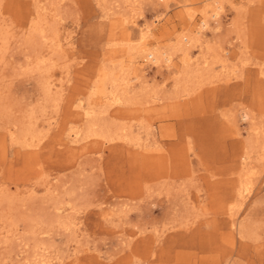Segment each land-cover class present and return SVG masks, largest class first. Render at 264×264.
Masks as SVG:
<instances>
[{
    "label": "rangeland",
    "instance_id": "1",
    "mask_svg": "<svg viewBox=\"0 0 264 264\" xmlns=\"http://www.w3.org/2000/svg\"><path fill=\"white\" fill-rule=\"evenodd\" d=\"M39 3L0 0V264H264V0Z\"/></svg>",
    "mask_w": 264,
    "mask_h": 264
},
{
    "label": "bare ground",
    "instance_id": "2",
    "mask_svg": "<svg viewBox=\"0 0 264 264\" xmlns=\"http://www.w3.org/2000/svg\"><path fill=\"white\" fill-rule=\"evenodd\" d=\"M35 1V8H36V13H34V17H33V19H32V21H33V23H34V26H36L38 23H39V13H41L40 12V9H41V6H40V3H39V1L40 0H34ZM223 2H224V0H222ZM205 5V4H204ZM221 5V4H220ZM208 8H209V6H208ZM216 16V15H215ZM218 16V15H217ZM193 17V14L192 15H190V19H189V22H188V25H189V27L191 28V31L193 32V34L195 35L194 37L191 35L190 36V40L191 41H198L199 42V40L198 39H200V38H198L199 36H201V34L203 33V30L204 29H206L207 27L209 28L210 27V25H209V21H208V18L207 17H203V18H201V21H200V23H199V25H197V24H192L191 23V20L193 19L192 18ZM35 23H36V25H35ZM35 35H33V36H31L30 38H32V37H34ZM180 44H181V42H180ZM183 44V43H182ZM178 45V44H177ZM176 46V45H175ZM179 47H181L182 48V45H180V46H178L177 48H179ZM168 49V50H165V51H160V52H157V53H155L154 55H153V60H154V62H156V63H160L162 60H163V58H166L169 62H170V60H172V58L174 57V55H176V52H177V50L178 51H180L181 50V53H182V50L183 49ZM186 54V53H185ZM184 57V62H186L187 61V57L186 56H183ZM165 59V60H166ZM167 62V61H166ZM191 69V68H190ZM211 70V69H210ZM198 71H200V70H198ZM108 72V71H107ZM116 73V72H115ZM108 74V73H107ZM106 75V74H105ZM192 75V74H191ZM187 77H189V76H187ZM121 78H123V77H115V74H111V80H112V83L115 85V87H116V90H115V92H116V94H119L118 95V97L119 96H121V97H123L122 95H124L125 93H126V95L128 94V89L130 88L131 89V87H129V85L130 84H128V82L126 81V80H124V81H121L120 79ZM190 78V77H189ZM123 79H125V77L123 78ZM108 80V79H107ZM111 80H110V82H111ZM187 82V81H186ZM181 84V83H180ZM47 86V85H46ZM131 86V85H130ZM181 87V86H180ZM49 89V88H48ZM133 89V88H132ZM185 89V88H184ZM121 91H126L124 94H122L123 92H121ZM132 91V90H131ZM184 91V90H183ZM47 92V91H46ZM114 92V91H113ZM133 92V91H132ZM122 95H121V94ZM110 95H111V93H110ZM126 95H124V97L126 96ZM57 96V95H56ZM113 97H114V94H113ZM129 97V98H128ZM127 98L128 99H130V96H128ZM133 97H131V99H132ZM119 99V98H118ZM3 100V99H2ZM127 100V99H126ZM118 101V100H117ZM119 101H121L120 99H119ZM116 102V101H115ZM3 103V102H2ZM4 108V107H3ZM89 112H91V111H88V113ZM103 112V111H102ZM92 113V112H91ZM33 114V113H32ZM34 115V114H33ZM104 115V114H103ZM89 116V115H88ZM90 119L88 120V124H87V131L90 133V134H97V135H100V134H104V132L101 130V128L99 127L102 123H101V121H100V116L99 115H97V114H94V113H92V115L90 114ZM87 117V116H86ZM243 117H245V118H248V115L247 114H245V115H243ZM32 118V117H31ZM254 122V121H253ZM32 128V129H31ZM108 132V131H107ZM260 133H262V132H260ZM12 134H13V137H14V135H15V139L17 138L18 140H20L23 144H25V145H28V146H33L32 145V140L34 139V138H36L37 137V134H36V131L33 129V126H29L28 128H26L25 130H23L22 132L20 131V132H17V130H13L12 131ZM105 134H106V132H105ZM263 134V133H262ZM32 135V136H31ZM89 135V134H88ZM123 135V134H122ZM256 135V134H255ZM30 136L32 137V140H30ZM102 136H104V135H102ZM258 136H259V134H258ZM105 137V136H104ZM14 139V138H13ZM16 139V140H17ZM38 140V139H37ZM18 142V141H17ZM34 143V142H33ZM22 144V145H23ZM249 172V171H248ZM246 173V174H250V173ZM241 230V229H240ZM243 231V230H242ZM242 235V234H241Z\"/></svg>",
    "mask_w": 264,
    "mask_h": 264
}]
</instances>
